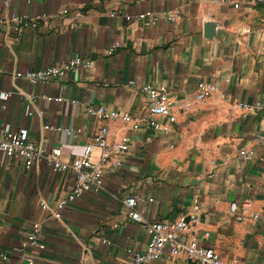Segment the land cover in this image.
<instances>
[{
	"label": "crops",
	"instance_id": "crops-1",
	"mask_svg": "<svg viewBox=\"0 0 264 264\" xmlns=\"http://www.w3.org/2000/svg\"><path fill=\"white\" fill-rule=\"evenodd\" d=\"M4 1L2 20L46 17L34 28L15 30L9 21L0 28V126L27 128L46 153L60 148L62 162L95 144L102 126L109 128L110 143L128 136L130 149L120 156V166H104L100 192H86L61 218L53 211L75 186L76 173L55 171L45 160L28 171L21 159L5 160L0 153V264H30L16 248L26 239L22 231L35 223L42 226L45 248H27L32 264H128V251L144 249L152 238L147 222L193 212L201 220L186 238L214 247L225 264H264V108L245 114L232 106L264 103V41L252 28L261 1L236 0L238 8L232 0ZM146 11L152 15L137 17ZM76 56L91 59L92 67L49 83L16 76ZM200 81L216 84L219 92L197 100ZM159 84L175 102L177 120L168 132L148 123L144 87ZM89 106L128 113L138 128L90 114ZM154 119L168 122L164 116ZM242 149H253L254 157L242 159ZM101 153L94 147L92 160L100 162ZM130 196L144 222L129 216ZM245 199L253 208L240 221L230 203ZM254 211L260 213L256 220ZM176 260L195 264L185 256ZM169 262L166 251L150 264Z\"/></svg>",
	"mask_w": 264,
	"mask_h": 264
},
{
	"label": "built area",
	"instance_id": "built-area-1",
	"mask_svg": "<svg viewBox=\"0 0 264 264\" xmlns=\"http://www.w3.org/2000/svg\"><path fill=\"white\" fill-rule=\"evenodd\" d=\"M11 0H5L7 5ZM236 8L239 7V2L232 0ZM264 1V0H258ZM68 10H62L61 13L65 14ZM112 16L115 13H111ZM147 15H152L151 11H146L138 14L139 19L145 18ZM127 20H131L132 16L126 14ZM41 17L30 18L27 15H13L7 21L0 19V28L4 25L13 23L15 30L22 28H34L37 25V20ZM9 21V23H8ZM118 44L114 45L117 47ZM111 48L110 52L113 51ZM93 62L91 59L82 56H76L71 60L65 62L60 66H49L42 69H29L24 73L17 72L16 76H24L29 79L31 83H49L54 80H60L70 71H77L83 68H91ZM131 83H134L132 81ZM148 93L149 98V112L151 125L155 131L168 132L171 124L177 120L176 111L174 109L175 102L171 99L169 89L163 85H147L144 87ZM219 92V87L206 81H200L197 85L196 98L197 100H205L212 95ZM9 94H2L3 99H7ZM34 94H29L28 99L35 100ZM46 97V96H45ZM49 99H52L49 97ZM60 101L62 98H56ZM233 108L242 110L245 114L259 111L264 108L262 102H240L234 101L232 103ZM186 109L190 108V103L184 105ZM88 112L94 114L97 117L114 120L121 119L126 123H131L133 129L138 128V123L133 120L128 113H122L117 110H109L105 106H89ZM34 112L29 108L28 114L32 115ZM156 116H164L168 122L162 124L154 119ZM61 129V128H59ZM68 134L73 135V131L66 128ZM109 128L108 126H102L100 130L95 134V144L87 145L81 156L75 158L71 162H62L60 160L61 149L54 148L52 152L46 153V150L40 148L36 143L30 139L29 130L27 128H20L18 130H12L8 125L0 126V153L2 157L6 159H21L24 162L25 168L28 171L34 169L36 164L40 160L45 162L55 171H73L76 173L77 181L72 190H70L59 202L53 211V216L61 218L62 213L66 206L75 202L86 192H100L102 189V178L104 175V166L109 165L112 168H116L121 165L120 156L130 149V139L128 136H123L114 143H110L108 140ZM260 140L264 141V135L260 136ZM94 147H98L102 150L100 162L92 160V151ZM255 151L253 149H242L239 152V156L244 160H251L254 157ZM126 207L128 208L129 216L137 221L144 222V217L138 211L134 210L137 204V199L134 196H130L125 199ZM43 208H49L46 203H42ZM253 208V202L250 199L242 201H233L230 203V211L235 217L240 220H247L246 212ZM260 217L259 211H254L252 219H258ZM201 218L197 212L191 213L188 217L182 216L176 219H161L151 222H147V227L152 234L151 240L142 250L128 251V264H150L154 261L163 258L165 252H168L170 257L169 264H179L176 260L179 256H185L190 262L195 264H225L221 254L212 246H205L196 239H188L185 237L188 231L193 230L194 225L200 222ZM25 236V240L21 246L16 250L23 252V258L32 264L34 257L27 252V248L30 246H38L40 249L45 248L42 239V226L40 223H35L31 229L22 231ZM4 259L8 258V255L1 254Z\"/></svg>",
	"mask_w": 264,
	"mask_h": 264
},
{
	"label": "rangeland",
	"instance_id": "rangeland-1",
	"mask_svg": "<svg viewBox=\"0 0 264 264\" xmlns=\"http://www.w3.org/2000/svg\"><path fill=\"white\" fill-rule=\"evenodd\" d=\"M252 28L261 34V40L264 41V1L255 7Z\"/></svg>",
	"mask_w": 264,
	"mask_h": 264
}]
</instances>
